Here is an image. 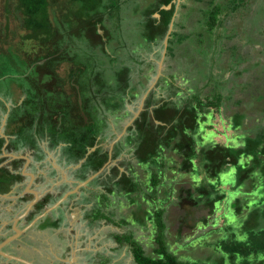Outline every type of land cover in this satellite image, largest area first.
<instances>
[{
  "label": "trees",
  "instance_id": "obj_1",
  "mask_svg": "<svg viewBox=\"0 0 264 264\" xmlns=\"http://www.w3.org/2000/svg\"><path fill=\"white\" fill-rule=\"evenodd\" d=\"M219 1H195L200 4L196 10H202L204 17L209 14L207 31L196 29L201 39L197 42L205 43L210 52L218 48L221 51L224 39L229 36L234 37L235 44L228 50L237 49L239 58L247 60L254 58L255 53L262 55L264 43L250 45L245 40L255 32L264 36L259 30L262 26L259 18L255 19L249 7L253 0H228L225 5ZM181 2L0 0V86L11 85L8 90L0 91V128L7 111L6 101L9 98L15 101L6 125V133L15 140L6 149L31 150L39 161L45 155L44 141H48L51 150L63 143L60 159L64 165H76L86 158L77 171L80 180L106 168L128 146L136 150L133 158L138 165L153 162L154 167L159 165L163 170L171 162L167 152H173L178 158L172 160L180 162L182 172L177 180L173 176L174 180L162 183L153 168L142 183L133 177L138 171L130 157L107 170L104 168L97 177L96 181L101 182L105 191H118L128 199L123 205L125 217L116 223L133 224L123 233L117 232V242L130 245L138 264H210L211 257L207 262H193L182 259L187 253H178L184 246L186 252L191 251L193 245L203 251L205 243L201 245L198 241L215 234L219 242L213 263L264 264V104L253 106L254 115L242 108L230 115L228 105L223 102L234 101L232 92L225 96L219 93L215 98L201 93L209 86L214 87L212 83L220 85L214 75L218 78L222 73H230V52L209 57L213 64L207 66L208 74H212L203 78L206 81L203 86L195 84L182 90L180 97L176 91L161 100L150 93L144 110L132 125L137 135L117 141L111 155L110 148L101 144L112 142L116 137L111 132L110 118L131 115L127 104L139 101L151 76L156 74L158 63L151 54L159 49L160 56L166 48V56L176 57V44L189 50L190 46L185 43L191 35L178 31L188 28L182 21L189 23L187 16L186 20H177L180 8L188 7L186 2ZM219 15L221 28L229 18L232 29L239 28L237 33L222 32L214 37L211 31L217 27ZM173 19V30L169 33ZM208 31L211 37L206 38ZM168 35L166 47L163 41ZM227 56L228 66L223 69L222 61ZM178 61L194 64L195 58L183 52ZM62 65L68 70L64 74L59 72ZM14 86L21 90L20 96ZM21 96L24 98L20 102ZM240 103H244L242 99ZM208 131L216 135L230 133L236 136L237 142H205ZM5 143L6 139L0 136L1 193H7L14 184L26 179L21 171L25 159H15L12 169L7 164L1 166L7 159L2 156ZM186 175L191 176V181H182ZM64 191L67 190L63 188ZM62 195L44 196L36 203L32 215L44 212ZM93 209L95 219L112 220L106 212L97 210L96 205ZM59 224V219L47 220L42 226L58 227ZM195 231L203 234L191 240L198 234L194 235ZM183 238L189 243L182 247L178 241Z\"/></svg>",
  "mask_w": 264,
  "mask_h": 264
},
{
  "label": "rangeland",
  "instance_id": "obj_2",
  "mask_svg": "<svg viewBox=\"0 0 264 264\" xmlns=\"http://www.w3.org/2000/svg\"><path fill=\"white\" fill-rule=\"evenodd\" d=\"M195 1L196 0H182V2H186L188 4V7L184 8V9L180 8V13H179V16L177 19L178 22H179V19L181 21H182V19L186 20L185 17L187 16V21L193 25L194 29L192 28V26L189 23H187L186 21H182L181 24L184 23V26H188V28H185L184 30L182 28H180L178 30L180 32H183L185 35L186 34L191 35L190 41L186 40V43H185L188 45V47L190 46L189 50L185 51V49L180 48L179 44H176L177 45V49L175 50L176 54H177L176 57H172L170 55H167V56L165 55L162 61L160 60L162 55L159 56L157 54L158 53L157 50H155V52H154V55H155V56H153L155 58L154 60L157 61V63L159 62L160 64L161 63L163 64L159 68L160 69L159 76L156 75V78H158L159 82H158V84L155 85V89L158 91V93H164V95H166V96H169L170 92H172V91L178 92V90H185L187 87H189V86L191 87L195 84H196V86H199V85L203 86L206 82L203 78L212 74L211 72L208 74L209 68L207 67L209 64L210 65L213 64V61L211 60V58L215 55L218 56V54L220 52H224V54H227L228 52H230V50H228V48L230 46H233L232 43L235 44V42L232 40L234 37L231 39V37L227 36L223 41L224 51H223V49L221 51H219V48H218V51H214V49H213V52L212 51L210 52V48L206 47L205 43H201L199 41L197 42V40H201V39L197 37L198 32L196 31V29L201 30L202 32L207 31V29L209 27L206 23V21H207L206 18H207V16H209V14L206 15V17H204L202 10L201 11H199L198 9L196 10V8H199L200 4H197L198 2L196 3ZM222 1L224 2L222 4L225 5V2H227L228 0H222ZM262 4H264V0H253L252 4L249 7H250V10H252L253 13L255 14V16H254L255 19L257 20L259 18L260 24H262V26L259 28V30L264 32V8H262ZM199 20H201V22L195 28L194 26H195V24H197V22ZM218 20L219 21H218L217 27L211 31L212 33H214V37L217 38L219 34H222V32L224 34H229V35L232 34L233 31H234V33H237L239 28H237L236 31H235V29L233 30L232 29L233 28L232 21H230L229 18H228V21L226 22V26H224V28H221V20L222 19H221L220 15L218 17ZM0 21H1V6H0ZM208 32H209V35L207 34L206 38H209V36H210V31H208ZM248 35L249 34H247L246 36H248ZM263 35H264V33H263ZM249 36H250V38H245V40L247 39V41L250 42L249 43L250 45L257 44V43H264V36L261 37L259 32H255V34H251ZM130 46H132V45H130ZM263 49H264V45H263ZM226 50H228V51H226ZM236 50L237 49H234L228 54V55H231V58H232L231 59L232 62L229 64L230 66L228 68L230 73H228V74L222 73V75L219 76L218 78L216 75H214L215 81L220 80V85L219 84L215 85L214 83H212L214 85V87L209 86L208 88L201 90V93H202V96H204V97L210 96V97L215 98V96L218 95L219 93H222L223 95L222 94L221 95L225 96V95L231 94V92H232V96L234 97V101L231 103V101L228 99V96H226V98L228 100L227 101L225 100L223 102L225 104V106L228 105V107H227V110L229 111L228 114L231 115L233 113L232 112L233 110H239L242 108L244 110L247 109L251 115L252 114L254 115L256 111H254L253 108H250V107L248 108L249 104H246V103L237 104V103L242 98H244V100L247 101L248 95L250 93L248 90L259 89L261 91V89H262V92H264V50L262 51V55L259 54V55H261V56H259L261 58V60L259 62L257 61V63H256V61H254L255 57L251 58V59L248 58L247 59L248 61L246 60L245 57L239 58ZM238 51H239V49H238ZM183 52L185 54H188L190 56V58L191 57L195 58L194 64L191 62L181 63L178 61V59L182 57ZM201 52H206V55H204ZM209 57H211V58H209ZM228 58H229V56H227V59L224 58L222 61L223 62L222 63L223 69L228 66ZM237 62H244L242 64H244V65L246 64V65L245 66H243V65L239 66ZM186 64H189V65L186 66ZM182 68H183V70H182ZM252 68H259L258 69L259 71H253V72H251V74L246 73L245 75H243V78H241L239 72H237L238 70H240L241 72H244V71L250 70ZM192 69H193V71H192ZM260 69H262L263 72H261L259 74V72L261 71ZM66 70H67L66 66L62 65L61 69H59V72L64 74L68 71V70L67 71ZM185 70H189L187 72V74L185 73ZM215 72H217V71H213V73H215ZM249 74H250V76H249ZM256 74H258L259 76L257 77ZM260 77H263V78H260ZM252 83H254V84H252ZM218 85H219V87H217ZM4 86H6L5 87L6 89H4ZM10 86H11L10 83L3 84L0 86V91L1 92L6 91L10 88ZM255 86H257V87H255ZM14 87H15V90L19 93L18 96H20L21 90H19V88H16V86H14ZM197 89H198V87H197ZM178 95L180 97L182 95V92L178 93ZM179 99H181V98H179ZM262 100H264V96H262V95H260L258 97H253V99H252V101H254V102L262 101ZM10 106H12V105H10ZM6 107H7L6 112H8L9 108H8V106H6ZM227 110H226V112H227ZM6 112L4 113V115L6 114ZM262 114H257V117H259V118L262 117ZM4 115H3V117H4ZM114 118H115L114 116L110 118L111 124L114 123ZM126 121H127V119L124 120V118H122L121 124H125ZM118 123H120V120H118ZM117 128H118V125H117V127L111 126V132H114V131L119 132L120 130H118ZM202 130H204V129H202ZM235 138H236V136L234 137V135H230V133H228L226 135L225 134L224 135H216L215 132H211V131L206 132V134L204 136L205 142H209V143H212V142H221V143H234L235 142L236 143L237 139H235ZM101 144H103L106 148H111L110 146H112L113 141L112 142L104 141ZM167 155H169L167 157L169 159L175 158L174 161H176V159L178 158L177 154H173V152H170V151L167 152ZM132 161L134 163V168L137 169V171L139 173V178L141 179L140 182L144 183L146 181L145 174L143 173L144 170L140 169V166L136 163V161H134V160H132ZM166 166H167L166 167L167 170L165 169V171H167L169 176H177V178H178L180 176L179 174L182 173L179 171L181 169L179 167L180 164H168L167 163ZM142 167H143V165H142ZM109 168L110 167L107 166L106 170ZM172 168L175 169V171L173 173H171V171H170ZM28 175L29 174L25 175L26 179H28V177H29ZM184 177L185 178L182 177V181H184V180H187L188 182L191 181L190 175H186ZM230 181H232V180H230ZM98 183H99V181H96L95 185H91V184L88 185V187L91 186L92 188L90 187V189L96 191V193L101 192V195L99 196V198H97L96 195L93 196L95 205L98 208L97 210H99V211L101 210L103 212H106V214L111 213L110 209L113 207V206H111V203L113 205L112 201H114V200H112V199L109 200V198H110V196H108L109 193L107 191H105L104 187H102L101 182L99 183V185H101V188L99 186H97ZM94 186H96L97 189L94 188ZM250 187L252 188V186H250ZM90 189L86 190V192H88V191L91 192ZM91 194H94V193L91 192ZM91 194H89V196ZM30 195L31 194H27V196H26L27 202H29L32 199V195L31 196ZM232 196H234V194ZM95 205L90 204L89 201H86L85 202V211L80 210L81 216H73V217H71V220H70L72 222H75L76 220H78L79 223H82L85 227L84 232L87 235V237L91 236L94 232H96L95 233L96 237L92 238V240H95V241H93L94 245L92 244L91 241H88V239H86L85 241L83 240V243L86 246L87 245L90 246V244H91L95 248L102 250V251L104 248L105 252L103 251L104 253L102 252L101 253L102 255L103 254H105L106 256L116 255L115 261L117 262V264L119 262H122V261H124V262L121 264H137L135 262V260L133 259L134 257H132L130 254L128 255V249L126 248L127 243H125V242H122V243L117 242L116 243V241L113 239L114 236H113V233L111 231L114 229L115 231H118V233H123L125 231V228L122 227L124 224H122L120 222L115 223L111 219L103 218V217H101V219H99L98 221H94V222L90 223L91 219H89L88 216H90V218H91V216H94L95 210L93 208ZM108 208H109V210H108ZM73 218L76 220H72ZM229 218H231V217H229ZM32 219H30V221ZM92 219H94V218H92ZM220 219L225 220L227 218L222 217ZM120 220H121V218L117 219V221H120ZM187 228L188 227H186V229ZM38 230L40 231V229H38ZM55 230H57V229H55ZM59 230H61L60 232L63 233L62 230H64V228L59 229ZM188 230H189V228H188ZM45 231H47V230H45ZM172 232L174 233L176 231L172 230ZM199 234L202 235L203 232L200 231L196 236L192 237L191 240L196 239L199 236ZM138 236L139 235H135V237H138ZM28 238H31V234ZM206 238H208V239H206ZM52 239L56 240V237H52ZM61 239L63 240L64 238L62 237ZM140 239H142V238H140ZM143 242L145 243L146 241H143ZM198 242H199V244H201V242L205 243L204 245L201 244L203 246L202 247L203 251H201L200 250L201 248H198L197 245L196 246L193 245V248L191 249V251L186 252L185 251L186 247L184 245L189 243L188 240L184 239V238L179 240L178 244L181 245L182 247L184 246L185 249L179 248L180 250H179L178 254L180 255L181 253H187V254H185V257H183L182 259H185V260L189 259L193 262H196V261L207 262V259H209V257H211L212 261L210 262V264H216L213 262H214V260L216 262V259H217V256H215V254H216L215 253V246L219 242V239L217 238V236L215 234H213V235L210 234ZM171 245H173L172 247L176 246V244L175 243L173 244V242L171 243ZM55 248H57L58 251L65 250V247L61 246L60 243ZM99 250H97V251H99ZM86 251H88V249L85 250V252L81 255L82 260H85L87 264H95V262H97V258L99 259V254L97 253V255L95 257H93V256H90L91 254H89V251L88 252H86ZM129 256H131V257H129ZM112 263H114V262L112 261ZM226 264H229V263H226Z\"/></svg>",
  "mask_w": 264,
  "mask_h": 264
},
{
  "label": "crops",
  "instance_id": "obj_3",
  "mask_svg": "<svg viewBox=\"0 0 264 264\" xmlns=\"http://www.w3.org/2000/svg\"><path fill=\"white\" fill-rule=\"evenodd\" d=\"M26 152H30L29 154L32 158L26 165H24L25 162L23 163L21 171L22 174L28 171L31 172L34 175L32 177L33 180L28 177V179H24V181L13 185V188L11 187L12 189L7 193L0 194V246L2 250L0 252V264H28L27 261L36 264H79V262L83 261L81 255L85 250L88 249L89 254H91L90 256L93 257H95L99 251L103 252L104 248L102 251L91 244L90 246H84L80 241L81 235L83 236L81 232L76 234L78 241H73L72 236L74 235V229L79 225L78 222H76L78 220L74 218L72 220H76V226H73V232L61 233V230L57 227L53 226L54 229H51L50 226L52 225L47 227L42 226L47 220L52 222L61 219V216H63L62 213L65 210L68 211L67 220H69L70 223H74L70 221L71 217L81 216L80 210L77 209L78 207L74 208L76 204L66 203L61 207L60 203L62 199H57L58 201L56 200V202L50 206L51 208L57 205L54 207L57 208V210L53 215L46 214L42 216L44 212L32 215L36 207V203L33 204V206L29 205L30 202L36 198L33 190L39 192L40 198L41 195L49 189L56 193H64L63 187L67 191L72 188L75 189L76 182L80 179L76 178V180L74 178L76 182L73 181L70 172L72 168L70 165H64L56 154L51 153L46 160L37 161L33 155V151L30 150ZM27 194L32 195V199L29 202L26 200ZM30 216L35 217L30 221ZM82 226L84 225L82 224ZM68 228L71 229L70 225ZM38 229H40V231ZM30 234L31 238H28ZM92 235L91 238L96 237L95 232ZM61 236L64 238L63 240ZM52 237H56V240L52 239ZM93 241L94 240L91 242L93 243ZM59 243L61 246L65 247V250L58 251L57 248H55ZM4 258L6 260L3 262L2 260Z\"/></svg>",
  "mask_w": 264,
  "mask_h": 264
},
{
  "label": "flooded vegetation",
  "instance_id": "obj_4",
  "mask_svg": "<svg viewBox=\"0 0 264 264\" xmlns=\"http://www.w3.org/2000/svg\"><path fill=\"white\" fill-rule=\"evenodd\" d=\"M247 34V33H246ZM244 37V36H243ZM164 42V41H163ZM157 51H159V49H157ZM165 55H166V53H165ZM153 56H155L154 55V53H152L151 54V57H152V59H155ZM259 56H261V55H258V53H255V60L254 61H256V63H257V61L259 62L260 60H261V58L259 57ZM163 53H162V56H161V58H160V60L162 61L163 60ZM159 60V61H160ZM160 61V62H161ZM160 63L158 62V68H157V72H156V74H154V75H152L151 76V78H150V80H149V83H148V85H147V88L143 91V95L139 98V101L136 99L134 102H132V103H128L127 104V109L131 112V115H128V116H125V115H123L124 117V120H126L127 119V121H126V123L125 124H121L122 122H121V120H122V117L121 118H118V117H115L114 118V123H112V126L113 127H117V125H118V130H120L119 132H117V131H114V132H112V133H114L115 135H116V137H115V139L113 140V144H112V146H110L111 148H112V151H113V149H114V146H115V144H116V142L117 141H119L120 139H122L124 136H126L127 138L128 137H133L134 138V133L137 135V133L134 131V126L132 127V125L134 124V121L137 119V117L141 114V112L144 110V106H145V102H146V100H147V98L149 97V95H150V93H152L153 92V95L156 97V99H158V100H161V99H163L164 97H170L171 95H173V93L172 92H170V95L169 96H166V95H164V93H158V91L155 89V85L156 84H158V78H156V75H158L159 76V71H160ZM259 68H252V69H250V70H247V71H244V72H242L241 74H240V77L241 78H243V75H245L246 73H250L251 74V72H253V71H259L258 70ZM261 71L259 72V74L261 73V72H263V70L262 69H260ZM250 74H249V76H250ZM257 75V77L259 76L258 74H256ZM260 78H263V77H260ZM243 82V81H242ZM244 83V82H243ZM252 84H254V83H252ZM255 87H257V86H255ZM77 88H79V86L77 87ZM156 90V91H155ZM181 92H182V90H180ZM180 91L178 90V92L180 93ZM250 93H249V95H248V99H247V101L246 100H244V98H242V100H243V102L244 103H250L248 106H252V108H254V107H256V105L257 106H261V105H263L264 104V100H262V101H256V102H254V101H252V99H253V97H258V96H260V95H262V96H264V92H262V89H261V91L259 90V89H256V90H248ZM79 92H80V89H79ZM184 94V93H183ZM1 98H3L2 96H1ZM24 97H21L20 98V102H21V100L23 99ZM241 100V99H240ZM240 100L238 101V103L237 104H243V103H240ZM9 102V103H8ZM13 102H15L12 98H9L7 101H6V106H8V112H6V114H8L9 115V112H10V110H11V106L10 105H13ZM245 104V105H246ZM254 106V107H253ZM257 108V107H256ZM4 118V117H3ZM86 119V118H85ZM3 120V119H2ZM7 120H8V117H7ZM118 120H120V123H118ZM157 122V121H156ZM2 124V123H1ZM6 125H7V121H6V124L4 125V131H5V134H6V136L8 137L7 139H6V143H5V145H4V149H3V153H6V155H4V156H7V159L3 162V163H1V166L2 165H4V164H7V165H9V167H11V169L13 168V166H12V162L15 160V159H18V158H20V159H25V163H24V165H26V163L28 162V159H26V157H29L30 158V161H31V155L28 153V152H26L25 150H18V151H8L7 149H6V146L10 143V141H13V140H15L14 139V137L12 136V135H9V134H7L6 133ZM1 136V135H0ZM1 137H3V136H1ZM5 138V137H4ZM8 142V143H7ZM62 145H63V143L62 144H60V145H58L56 148H54L53 150H51L49 147H48V141H44L43 142V144H42V146L44 147V151H45V155H44V158L42 159V161H44V160H46V158L47 157H49L50 156V154L52 153H54V154H56L59 158H60V150H61V147H62ZM110 148V149H111ZM134 151L136 152V150L135 149H132V148H130L129 146L127 147V148H125L124 149V151L122 152V154H121V156L119 157V158H117V159H115V160H113V162L111 163V165L110 166H113V165H115V164H118V162L120 161V160H122L123 158H125V157H130L131 158V160H134V161H136L137 159L136 158H133V154H134ZM162 151H163V149H162ZM160 155H158V157H159ZM178 156V155H177ZM179 159H180V156H179ZM86 160V158H84V159H82L81 161H80V163H78V164H76V165H70V167L72 168L71 170H70V172H71V176L73 177V181H75L76 182V180L78 179V174H77V171H78V169H80V167H81V165H82V163L84 162ZM170 160H171V162H168V164L169 163H173V160H172V158H170ZM49 161V160H48ZM178 161V160H177ZM31 163V162H30ZM174 164H180V162H178V163H175L174 162ZM167 165V164H166ZM76 166H79V167H76ZM130 166L131 165H129V168H130ZM140 166V169H142V170H144L143 171V173L145 174V177L148 179V176H150L151 174H152V170H153V168L155 169V171H157L158 172V174H159V177H160V179H161V181H162V183H163V181H167V180H170V179H172V180H174V177H175V180H177V176H169L168 175V173H167V171H165V169L163 170L162 169V167H160L159 165H158V167L157 166H155L154 167V165H153V162H151V163H149V164H147L146 166H144L143 165V167H142V165L140 164L139 165ZM129 170H132V168L131 169H129ZM171 171V173H173L174 171H175V169H171L170 170ZM95 174V173H94ZM94 174H92V175H90L87 179H85V180H78L77 182H76V187H75V189H77V190H75L74 188H72V189H70V190H68V191H64V193H63V195L59 198V199H62V201H61V203H60V206L62 207L63 205H65L66 203H73V205H75L76 204V206H74V208L75 207H78L77 209H79V210H81V211H85V202L86 201H89L90 202V204H94L95 205V202H94V198H93V196L94 195H96L97 196V198H99V196L101 195V192L100 193H96V191H94V190H92V189H90V187L91 186H89L88 187V185H95V183H96V179H97V177L99 176V175H97L96 177H93V178H91ZM24 175H26V174H24ZM135 176V178L138 180V181H140L141 179L139 178V174L138 173H134L133 174V177ZM29 178L31 179V180H33L32 179V176L31 175H29ZM35 178V177H34ZM76 180H75V179ZM167 178V179H166ZM88 180V182L87 183H84L85 181H87ZM17 184V183H16ZM16 184H14V185H16ZM32 185V184H31ZM97 186H99L100 188H101V186L99 185V184H97ZM13 188V187H12ZM11 188V189H12ZM64 188V187H63ZM92 188V187H91ZM94 188H96L97 189V187L96 186H94ZM10 189V190H11ZM59 189H61V188H59ZM74 189V190H73ZM88 189H90V191L91 192H93L94 194H91V192H86V190H88ZM60 191H62V190H60ZM49 193H51L53 196H56V195H58V194H61L60 192H54L53 190H46L45 191V193H43V195H41V198H43L44 196H46V195H48ZM0 194H5V193H1L0 192ZM89 194H91L90 196H89ZM107 195V194H106ZM108 196H110V198H109V200H114V201H112L113 202V205H112V203H111V206H113L110 210H111V213H108L111 217H112V221H114L115 223L117 222V219H120V218H124L125 216H123L125 213H126V209L124 210V204H125V202H127V198H126V196H124V194H119L118 193V191H114V193L112 192V193H109V195ZM128 197V196H127ZM41 198L39 199V200H41ZM58 199V200H59ZM57 200V201H58ZM38 202V201H37ZM36 202V203H37ZM94 202V203H93ZM128 203V202H127ZM87 204V203H86ZM53 205V204H52ZM73 208V209H74ZM57 210V208H52V209H50V207H48L44 212H46V211H48L47 212V215H53L54 213H55V211ZM62 210V209H61ZM108 210H109V208H108ZM67 210H65V211H63V213H62V215L63 216H61L62 218L61 219H59V221H60V224H59V226L57 227L58 229H62V228H64V230L62 231L63 233H66V232H70V231H72L73 232V226L75 225L76 226V223L74 224V223H70L69 222V220H67L68 219V216H67ZM67 216V217H66ZM50 217H53V216H50ZM114 217V218H113ZM88 218L89 219H91V220H93V221H98L99 219H95L96 217L95 216H91V218H90V216H88ZM92 218H94V219H92ZM90 220V223H92L93 221H91ZM76 222H78V221H76ZM100 223V222H99ZM78 226L76 227V229H74V232H73V236H72V239H73V241L75 242V241H78V238H77V233H79V232H81V233H83V236L81 235V237H80V241H81V243L84 245V246H86L84 243H83V240L85 241L86 239H88V241H92V238H91V236H88L87 237V235L86 234H84V231H85V227L84 226H81L82 224L81 223H79L78 222ZM133 223H130L129 225H123L124 226V228H125V231L128 229V227H131V225H132ZM69 225H70V227H71V229L70 228H68L69 227ZM74 226V227H75ZM122 226V227H123ZM51 227V229L53 228V226H50ZM49 227V228H50ZM66 228H68V229H66ZM54 229V228H53ZM66 229V230H65ZM112 233H113V236H114V240L116 241V243H117V240H116V238H115V235L117 234V232L118 231H115L114 229L111 231ZM96 233V232H95ZM198 232L197 231H195L194 232V235H196ZM86 236V237H85ZM95 241V240H94ZM93 244V243H92ZM74 245V244H73ZM126 248L128 249V255L130 254L132 257H134V255H133V252L131 251V247H130V245H128V244H126ZM105 252V251H104ZM103 252V253H104ZM102 252L101 251H99L98 252V254H99V259L97 258V262H95V264H117V262L115 261V258H116V255H113V256H106L105 254H101ZM108 255V254H107ZM131 256H129V257H131ZM134 259V258H133ZM6 259L4 258L2 261L4 262ZM135 260V259H134ZM112 261L114 262V263H112ZM124 261H122V262H119L118 264H121V263H123ZM136 262V261H135ZM137 263V262H136ZM79 264H87L86 263V261L85 260H83V261H81V262H79ZM138 264V263H137Z\"/></svg>",
  "mask_w": 264,
  "mask_h": 264
},
{
  "label": "water",
  "instance_id": "obj_5",
  "mask_svg": "<svg viewBox=\"0 0 264 264\" xmlns=\"http://www.w3.org/2000/svg\"><path fill=\"white\" fill-rule=\"evenodd\" d=\"M180 1V0H179ZM177 15V14H176ZM174 21H175V19H173V21L171 22V24H170V29H169V33L173 30V25H174ZM100 33H103V30L102 29H100ZM168 38H169V35L166 37V39H165V46L167 47V45H168ZM166 48L163 50V57L165 56V53H166ZM163 64L161 63L160 64V66H162ZM80 103H82V101L80 100ZM7 117H8V114H5L4 115V118H3V120H2V124H1V128H0V135L1 136H3V137H5V139H7L8 137L6 136V134H5V131H4V125L6 124V121H7ZM86 119H87V117H85ZM8 143V142H7ZM96 147H94V148H92L91 150H89V152L88 153H90V152H92L94 149H95ZM111 150H112V148H111ZM112 154V152L110 151V155ZM4 155H6V153H3L2 154V156H4ZM26 159H28V161H30V158L29 157H26ZM104 168L105 167H103L100 171H98L97 173H95L91 178H93V177H96L97 175H99L103 170H104ZM27 174H29V175H31L32 177L34 176L31 172H26ZM25 173V174H26ZM88 182V180L87 181H85L84 183H87ZM34 191V193H35V196H36V198L33 200V201H31L30 202V206H33V204H35L38 200H39V198H40V194H39V192L38 191H36V190H33ZM57 205H54V206H52L50 209H52V208H54V207H56ZM47 212L48 211H46V212H44L43 214H42V216L44 215H46L47 214ZM38 217H41V216H38ZM2 250H1V246H0V252H1ZM27 263L28 264H36V263H33V262H30V261H27Z\"/></svg>",
  "mask_w": 264,
  "mask_h": 264
},
{
  "label": "clouds",
  "instance_id": "obj_6",
  "mask_svg": "<svg viewBox=\"0 0 264 264\" xmlns=\"http://www.w3.org/2000/svg\"><path fill=\"white\" fill-rule=\"evenodd\" d=\"M180 1H182V0H180ZM178 14L179 13H177V15H176V17H178ZM110 151L112 152V150L110 149ZM113 162V160L112 161H110V164L108 165V167H111L110 165H111V163ZM106 169V168H105ZM125 169L123 168V167H121V171L123 172ZM100 175V174H99Z\"/></svg>",
  "mask_w": 264,
  "mask_h": 264
}]
</instances>
